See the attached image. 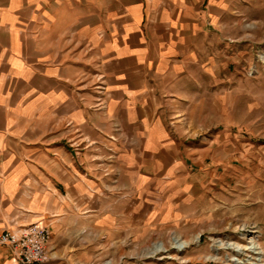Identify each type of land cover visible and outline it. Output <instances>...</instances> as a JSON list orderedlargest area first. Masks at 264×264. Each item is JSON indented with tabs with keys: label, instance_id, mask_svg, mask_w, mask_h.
<instances>
[{
	"label": "crops",
	"instance_id": "obj_1",
	"mask_svg": "<svg viewBox=\"0 0 264 264\" xmlns=\"http://www.w3.org/2000/svg\"><path fill=\"white\" fill-rule=\"evenodd\" d=\"M250 7L0 0V231L45 227L46 264H112L136 233L187 223ZM0 264L20 263L0 248Z\"/></svg>",
	"mask_w": 264,
	"mask_h": 264
},
{
	"label": "rangeland",
	"instance_id": "obj_2",
	"mask_svg": "<svg viewBox=\"0 0 264 264\" xmlns=\"http://www.w3.org/2000/svg\"><path fill=\"white\" fill-rule=\"evenodd\" d=\"M246 19V28L232 26L230 87L215 88L216 143L191 165L207 182L189 221L136 233L112 264H264V7L248 8Z\"/></svg>",
	"mask_w": 264,
	"mask_h": 264
},
{
	"label": "built area",
	"instance_id": "obj_3",
	"mask_svg": "<svg viewBox=\"0 0 264 264\" xmlns=\"http://www.w3.org/2000/svg\"><path fill=\"white\" fill-rule=\"evenodd\" d=\"M49 233L39 224L18 231H0V248H7L20 264H46Z\"/></svg>",
	"mask_w": 264,
	"mask_h": 264
},
{
	"label": "bare ground",
	"instance_id": "obj_4",
	"mask_svg": "<svg viewBox=\"0 0 264 264\" xmlns=\"http://www.w3.org/2000/svg\"><path fill=\"white\" fill-rule=\"evenodd\" d=\"M177 247H178V248H182V247H183V245H178ZM236 249H237V251H239V249H238V248H236ZM250 249H252L253 251H256V248H255V246H254V245H252V247H251Z\"/></svg>",
	"mask_w": 264,
	"mask_h": 264
}]
</instances>
